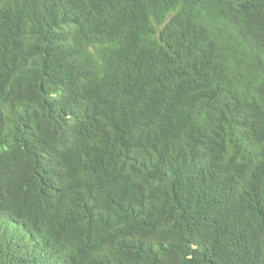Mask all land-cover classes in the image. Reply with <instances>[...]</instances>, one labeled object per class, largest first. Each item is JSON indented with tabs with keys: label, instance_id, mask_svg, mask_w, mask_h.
<instances>
[{
	"label": "trees",
	"instance_id": "1",
	"mask_svg": "<svg viewBox=\"0 0 264 264\" xmlns=\"http://www.w3.org/2000/svg\"><path fill=\"white\" fill-rule=\"evenodd\" d=\"M0 264H264V0H0Z\"/></svg>",
	"mask_w": 264,
	"mask_h": 264
}]
</instances>
